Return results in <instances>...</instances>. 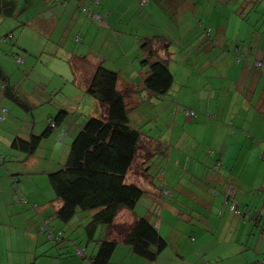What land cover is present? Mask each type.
Here are the masks:
<instances>
[{
	"label": "crops",
	"instance_id": "0c3cea01",
	"mask_svg": "<svg viewBox=\"0 0 264 264\" xmlns=\"http://www.w3.org/2000/svg\"><path fill=\"white\" fill-rule=\"evenodd\" d=\"M121 1L125 9L99 1L93 9L101 20L92 27L90 13L76 15L69 0L60 11L47 4L33 15L34 26L21 25L23 57L16 46L0 47L12 92L25 103L1 101L8 114L0 123V264H91L97 245L79 226L86 218L57 220L60 203L49 175L65 163L87 118L104 115L87 90L99 64L118 72L119 89L135 88L127 101L132 126L154 119L152 128L141 131L165 148L155 163L164 168L170 191L161 198L148 174L135 166L128 172V181L148 194L132 210L119 212L117 231L145 217L166 246L149 261L118 243L109 264H264V9L251 1L228 8L218 0L171 9L169 0H155L153 9L140 11L139 0ZM61 15L69 23L52 40ZM78 34L85 42L75 43ZM139 37H157L154 54L173 76L163 97L144 88L147 64L142 67L141 59L147 51ZM183 108L198 116L186 117ZM61 111L65 115L32 153L13 146L16 138L41 134ZM16 190L28 202H15ZM233 203L243 212L234 213ZM43 223L62 233L59 248L45 242Z\"/></svg>",
	"mask_w": 264,
	"mask_h": 264
},
{
	"label": "trees",
	"instance_id": "16d2710c",
	"mask_svg": "<svg viewBox=\"0 0 264 264\" xmlns=\"http://www.w3.org/2000/svg\"><path fill=\"white\" fill-rule=\"evenodd\" d=\"M41 1L50 2V4L47 3L49 6L52 4L56 7L68 0L64 2L63 0ZM81 1L86 2L87 0ZM99 1L102 0H92L89 9L85 8L90 12L88 18L95 24H98L101 19L93 9ZM69 3L74 5L73 0H69ZM143 3L149 4V7L153 9L156 2L155 0H139L138 10H145L142 7ZM18 7L19 0H0V18L17 17L20 12ZM94 16L100 19L93 18ZM21 25L24 23L22 22ZM61 28L57 30L58 33H61ZM0 38L3 42H10L12 46L18 47L19 51H27L12 31L4 32ZM154 39L157 37H139L140 44L148 52L147 57L141 59L142 67L147 64L143 85L149 94L163 97L172 87L173 76L165 61L158 58L156 53L154 54L152 47ZM19 51L16 52L17 55ZM11 53L14 52L11 51ZM7 55L11 54L7 53ZM15 61L17 64L22 62L21 58ZM254 66L260 67L261 62H256ZM12 89L9 76L0 64V114H2V109H6L4 119L8 114V109L1 103L3 99L11 98L19 105L25 106V103L12 92ZM87 90L98 100L104 109V115L87 118L71 142L65 163L59 170L49 175L55 199L60 203L54 212L55 216L62 223L69 222L74 216L80 215L86 218L79 226L83 229L86 240L97 245L95 255L90 258L91 264H109L118 243L127 245L136 255L153 261L158 252L166 246L165 239L160 235L154 223L148 218L140 217L127 231L122 232L117 231L115 221L120 211L132 210L137 202L148 194L135 182L128 181V172L134 166L135 169L154 179L155 182L152 184L158 196L161 198L170 196L166 185L165 170L155 163L157 158L165 157V148L161 141L148 134L147 131L144 132L141 128L132 126L127 101L135 92V88L128 85L119 89L117 71L102 64L97 65ZM183 114L188 118L198 116V113L190 108H183ZM64 115L63 111L57 113L41 134L31 135L28 139L16 138L13 146L32 153ZM152 126L151 123L149 128ZM137 162L138 166H136ZM18 192L19 190H16L15 202H28L26 197ZM234 205L235 209L239 210L236 212L235 209H231L234 213L243 212V209ZM40 231L51 248H59L63 243L62 233L49 224L43 223ZM60 254L65 255L66 251Z\"/></svg>",
	"mask_w": 264,
	"mask_h": 264
},
{
	"label": "rangeland",
	"instance_id": "374dc122",
	"mask_svg": "<svg viewBox=\"0 0 264 264\" xmlns=\"http://www.w3.org/2000/svg\"><path fill=\"white\" fill-rule=\"evenodd\" d=\"M91 1L92 0H87L86 2H83L81 0H79V1L73 0L74 5H75V9L77 10L76 15H78V16L82 15L83 17H85L86 15H89L90 12L88 10H85V8L89 9V7L91 6L90 5ZM102 1L103 2L108 1V5L113 6V7H116L118 5H120V7H124V5L121 4L122 3L121 0H102ZM207 1L210 2L211 0H202L203 4H205ZM247 1L257 2L256 9L263 11L264 0H218L220 5H222L223 7H228V8L230 6H233L234 8H238L244 2H247ZM63 2H64V0H63ZM168 2H169V4H171V3L173 4V5L169 6L168 8L176 9L175 6H178L179 3L180 4L192 3V0H169ZM48 4H50V2H48ZM143 4H144L142 6L143 8H145L146 10L150 9L149 4H146V3H143ZM46 5H47V2H43L41 0H32L31 2H29V0H19V7L18 8L20 9L19 10L20 12H19L17 17H15V18H0V31H1V33H3L2 32V28H3L5 32L12 31L13 33H15V37H17V34L20 32V30L22 28L21 22H23L25 25H27V23H28L29 25L34 26L35 25V18H33V15H35L36 11H38V10L44 11ZM167 6H168V4L166 3V7ZM55 8L58 11H60L62 9L60 5H57ZM125 8L126 7H124V9ZM117 9L119 10V7H117ZM159 14H161V13H156V15H159ZM43 16H46V14H44ZM99 17L94 16L93 18L100 19ZM68 23H69V20L65 16L61 15L60 20L58 19L57 23L55 20L53 24H58V26L61 28L62 26L66 25ZM88 24H89V26L95 25V23H91V22H89ZM9 25H11V26H9ZM71 25H77V24H75V21H73L71 23ZM56 36H57V30L54 32L52 40H54V38ZM56 40H57V38H56ZM82 40H83V42H85V36L83 34H81V35L78 34L74 37L75 43L82 42ZM101 40H102L101 37L96 38V43L99 44V42ZM41 41L45 42L44 39H41ZM46 43H47L46 49L49 50L51 48L53 42L49 41ZM152 46H153V43H152ZM0 47H3L4 49L14 48V46H12L10 44V42H6V43L3 42L2 38H0ZM153 49L155 51H157L155 47H153ZM20 54H21L20 55L21 57L24 56V52L21 51ZM9 59L11 61V56ZM11 63H12V61H11ZM11 68L13 69L12 71H15L17 69V66L12 64ZM153 121H154V119H147L145 124H143V126L141 127V129H148ZM149 133H153V131H149ZM142 200H143L142 202H146V199H142Z\"/></svg>",
	"mask_w": 264,
	"mask_h": 264
},
{
	"label": "built area",
	"instance_id": "2783aa9c",
	"mask_svg": "<svg viewBox=\"0 0 264 264\" xmlns=\"http://www.w3.org/2000/svg\"><path fill=\"white\" fill-rule=\"evenodd\" d=\"M96 17H97V16H96ZM1 113H2V114H0V122H2V121L4 120V114L6 113V109H2V110H1ZM52 126H53V124H52ZM235 208H236L235 205L232 204V205H231V209H235ZM235 211H236V212H239L238 209H235Z\"/></svg>",
	"mask_w": 264,
	"mask_h": 264
}]
</instances>
